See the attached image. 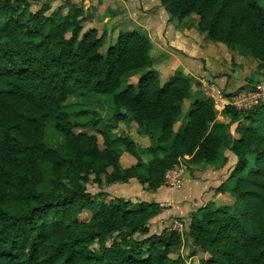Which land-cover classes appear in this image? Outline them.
<instances>
[{
    "label": "trees",
    "instance_id": "16d2710c",
    "mask_svg": "<svg viewBox=\"0 0 264 264\" xmlns=\"http://www.w3.org/2000/svg\"><path fill=\"white\" fill-rule=\"evenodd\" d=\"M160 2L178 21L197 16L200 33L264 71V9L254 0ZM66 3V12L31 13L26 0H0V264H187L171 257L181 233L149 234L159 204L105 201L103 189L135 179L152 194L180 158L221 169L226 151L237 162L215 193L234 203L191 213L184 237L204 256L198 264H264V104L223 112L237 139L215 122L210 100L193 103L176 130L190 82L176 74L160 83L144 33L105 49V33H82L83 6ZM69 96L78 97L71 112ZM120 123L148 145L118 134ZM122 156L136 164L123 168Z\"/></svg>",
    "mask_w": 264,
    "mask_h": 264
},
{
    "label": "crops",
    "instance_id": "0c3cea01",
    "mask_svg": "<svg viewBox=\"0 0 264 264\" xmlns=\"http://www.w3.org/2000/svg\"><path fill=\"white\" fill-rule=\"evenodd\" d=\"M67 1L81 4L83 10L85 9L83 34L95 31L97 36H100L105 33V49L114 45L121 33H144L150 42L151 71L156 74L160 83H167L176 74L190 82L191 90L188 98L182 103L176 130L186 124L193 103L208 100L204 92L209 86L213 85L230 95L242 87L250 86L249 81L253 82L252 86L257 84L258 77L264 75V71L257 68L255 60L246 52L233 51L200 33L197 16L190 15L178 21L162 7L160 0H65ZM135 80L137 81V78ZM215 122L228 125L229 120L223 112L216 111ZM224 157L227 163L221 169L199 166V175L194 172H191V176L190 173L184 174L181 188L171 190V197H166L169 190L165 186L151 194L152 202L162 208L160 215L151 221L155 230L168 229L176 217L184 223L191 213L204 206L203 202L212 199L215 201V190L228 178L237 162L236 157L228 151L224 152ZM137 185L139 184L130 180L128 184L112 185L105 187L103 191L113 198L117 197L111 196L110 193L129 196L132 193L133 199L144 198L146 192L143 189L139 191ZM202 186L204 189H210L203 195L200 194L202 190H199ZM198 202L203 205L198 207ZM178 203L181 206H178ZM170 207L171 210L167 209ZM183 223H180L181 226H184Z\"/></svg>",
    "mask_w": 264,
    "mask_h": 264
},
{
    "label": "rangeland",
    "instance_id": "374dc122",
    "mask_svg": "<svg viewBox=\"0 0 264 264\" xmlns=\"http://www.w3.org/2000/svg\"><path fill=\"white\" fill-rule=\"evenodd\" d=\"M257 5L261 8L264 9V0H254ZM28 6H29V10L31 13H36L37 11H39L42 7H45V6H48L50 8V13L51 11H54L55 8H57V6L59 7H62L64 6V12L67 11L66 7H67V4L65 2V0H26ZM85 10V9H84ZM87 11V10H86ZM86 11H85V14H86ZM126 33V32H125ZM131 33V32H129ZM121 34H124V33H121ZM105 50H103L102 52L104 53ZM137 78V77H136ZM258 83L260 82H264V75H260L258 77ZM253 82L249 81V85H252ZM248 85V84H247ZM254 86V85H253ZM245 88H248V87H244ZM220 90V89H219ZM78 101V97L76 96H69L65 102V104H63V108L66 109L68 112L72 111V107H73V104L75 102ZM99 109H102L99 108ZM226 109H233L235 110L234 108H231V107H228V108H225ZM225 110L223 112H225ZM237 111V110H235ZM215 114H216V110H214ZM238 112H241V111H238ZM227 119L228 117L225 116ZM182 118L184 119L185 118V115L182 116ZM229 120V119H228ZM180 122V121H179ZM237 125L236 124H232V123H228V125H226V127L224 128V132L225 133H229L231 135H233L235 137V139H237V134L235 133V129H236ZM118 134L120 135H130V138L131 140L134 142L135 146L138 148V149H141V148H144V145L147 146L148 145V142L146 141V139L143 138L142 135H138L136 133V129L134 127V125L132 124H129V125H126V124H118V129L116 131ZM237 137V138H236ZM145 140V142H143V139ZM139 152V150H138ZM142 159H143V162H147V160L144 158V155L142 156ZM189 160L190 158L189 157H183V158H180L179 159V164L177 166H175L171 171H168L166 174H165V177H164V181L167 182V180L169 179L168 176H170L171 178L174 177L175 179L178 178L180 180V184H182V176L186 173H190V176H191V172L195 173V174H198L199 175V172L198 170L199 169V166L198 165H192L189 163ZM121 163H122V166L123 168H130V167H133L136 163H135V160L134 158L132 157H129V156H122V158L120 159ZM215 168L218 170L217 167H214V166H211L210 168ZM102 181H103V176L101 177ZM133 181H135L137 183V181L135 179H132ZM195 182V180H193ZM128 184V183H126ZM196 185H199L198 182H195ZM117 186V185H116ZM138 186V189L139 191H141L142 189L144 191H146V186H142V185H137ZM165 187H167V189L169 190L166 197L169 198L171 197V190H173L172 188H170V186H168V184H164ZM196 187H200V186H196ZM87 192L93 196V197H97V194L98 193H101L100 189H97L94 185L92 184H89L87 187ZM180 188H181V185H180ZM199 190H202L200 192V194H205L207 193L209 190L208 189H204L203 186L201 188H199ZM135 190H131V192H134ZM174 191V190H173ZM145 193V192H144ZM147 193V192H146ZM144 196V198H140L138 197L137 199H133L134 195H132L131 193V196L129 195H123V194H120V193H117V194H112L110 193L111 196H114V197H118V198H123L125 199L126 201H146V202H152L153 199L150 198L151 193H147ZM201 195V196H202ZM137 196V194H136ZM203 197V196H202ZM109 196H106V200L105 201H108L109 200ZM214 200L213 199L210 201H206V202H203L204 205H206L207 203H213L215 207H218V205H222V206H219V207H223V206H231L233 205L234 203V200L232 199V197L230 196L229 193H225V194H221V193H215L214 195ZM133 199V200H132ZM192 202V201H191ZM190 202V204H192ZM198 207L202 206L203 204H201L200 202H198ZM178 206H181L180 203L177 204ZM172 207L170 208H167L169 210H171ZM89 216L88 215H83L81 217V220H88ZM153 220V219H152ZM152 220L149 221V224H148V230H149V234L150 235H153V234H159L161 232V230L163 229H160V230H155V227L152 226ZM172 220V219H171ZM189 220H190V217H188V219L183 223V221H181V219H179L178 217L174 218L172 222V225L169 226L168 229L172 230V231H177L179 233H181L180 235L182 236V244L180 246V248L176 251H174V253L171 255V257L173 259L179 257L181 258L182 260H184L187 264H198V261L203 258L204 256L197 250H195V247L194 245H192V243L188 240L185 239L184 237V232L185 230L187 229V227L189 226L188 223H189ZM183 223L184 226H181V224ZM163 225V224H162ZM166 228V227H165ZM169 230V231H170ZM137 238H139L138 236H136ZM194 252V255L192 256V253Z\"/></svg>",
    "mask_w": 264,
    "mask_h": 264
},
{
    "label": "built area",
    "instance_id": "2783aa9c",
    "mask_svg": "<svg viewBox=\"0 0 264 264\" xmlns=\"http://www.w3.org/2000/svg\"><path fill=\"white\" fill-rule=\"evenodd\" d=\"M205 96L212 101L216 111L223 112L225 108L231 107L237 111L247 112L252 108L264 104V82L255 84L252 88L239 89L233 94H225L213 85L205 90ZM167 183L172 189H180V180L168 176Z\"/></svg>",
    "mask_w": 264,
    "mask_h": 264
}]
</instances>
